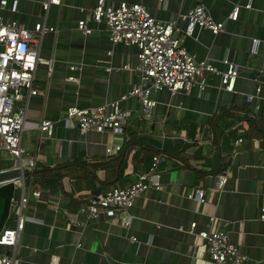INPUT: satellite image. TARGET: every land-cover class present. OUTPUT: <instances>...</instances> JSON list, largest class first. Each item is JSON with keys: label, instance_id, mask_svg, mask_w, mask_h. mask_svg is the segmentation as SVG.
<instances>
[{"label": "crops", "instance_id": "obj_1", "mask_svg": "<svg viewBox=\"0 0 264 264\" xmlns=\"http://www.w3.org/2000/svg\"><path fill=\"white\" fill-rule=\"evenodd\" d=\"M10 1L0 6L4 21L29 30L41 23L53 30L37 44L38 56L51 60L50 69L46 63L36 66L38 93L15 104L26 106L21 145L37 156L26 189H39L41 197L28 202L15 249L1 246L0 254L14 253L15 264H207L208 246L197 233L219 229L248 255L246 264H262L264 0H104L106 5L141 3L154 18L174 22L178 31L185 28L182 15L202 4L223 21L224 30L197 29L184 38L185 48L218 69L225 68L226 58L239 64L233 91L206 74L202 91L152 92L157 104L147 115L137 97L122 100L121 107L130 110L122 134L81 133L74 121L65 126L62 116L68 106H97L126 94L140 79L134 70L137 47L112 44L106 25L90 19L97 0H60L47 9L42 4L48 0H18L15 12ZM248 1L251 7H243ZM237 4V20H229ZM82 19L91 28L88 34L77 28ZM43 118L54 121L51 138L39 134ZM118 144L121 149L113 151ZM154 155L160 156L159 187L135 200L127 228L120 216L90 220L79 211L90 195L131 185ZM11 165V157L0 153V171ZM223 172L226 182L217 188ZM194 189L204 190L202 201L190 196ZM9 214L3 228L15 224L16 213Z\"/></svg>", "mask_w": 264, "mask_h": 264}, {"label": "built area", "instance_id": "obj_2", "mask_svg": "<svg viewBox=\"0 0 264 264\" xmlns=\"http://www.w3.org/2000/svg\"><path fill=\"white\" fill-rule=\"evenodd\" d=\"M59 2L60 0H48L42 4L43 9ZM17 3L18 0L10 1L9 8L12 12L16 11ZM7 4L8 0H0V6L5 7ZM243 7L250 8L249 1ZM240 8L239 4L233 6L227 18L237 20ZM182 18L186 22L185 28L178 31L174 22L154 18L141 3L120 2L106 5L104 0H97L90 11V19L106 25L112 44L124 43L137 47L138 63L134 70L139 73L140 79L118 99L97 106H68L62 116L64 125L69 126L74 121L81 133L94 131L122 134L130 116V110L121 107L122 100L137 97L142 114L147 115L157 104L151 97L152 92L166 89L174 94L180 91L189 92L195 87L202 91L207 85L206 74L218 76L224 89L233 91L239 75V64L226 58L223 60L225 68L218 69L208 61L196 60L183 44L184 38L192 36L197 29H206L213 34L222 32L223 21L214 19L202 4H196ZM77 28L85 34L91 32L86 19L79 20ZM52 30V27L41 23L35 24L33 30H29L17 21H4L0 16V153H5L12 159L10 168L3 171L18 173L0 181V184H13L16 190L10 198V211L16 213L15 224L13 227L0 229V247L8 246L13 250L24 227L28 202L41 197L39 189H26V177L31 183L37 167V156L29 155L21 145L26 106L15 108V104L38 93L33 85L36 66L38 63H46L50 69L51 60L38 56L37 44L45 32ZM69 68L75 70L76 67ZM124 68L130 69L128 65ZM106 70H111V67L108 66ZM68 79L77 81L73 75ZM252 97L248 95V100ZM53 128L54 121L41 119L38 126L40 136L51 138ZM120 149L119 144L113 147V151ZM159 160L160 156L154 155L148 170L138 175L131 185L111 187L104 193L90 195L87 202L79 207V211L85 213L90 220H97L100 216L106 219L120 216L127 228L131 222L128 211L135 200L144 190L159 187ZM225 182L226 174L223 172L218 175L216 187L222 188ZM20 187L22 192L19 194L17 189ZM190 196L202 201L204 190L194 189ZM260 218L264 219V207L261 208ZM194 227L195 223H192L191 231ZM197 235L207 243V264H246L249 261L248 255L229 240L224 230L200 231ZM132 240L135 241L136 238L132 237ZM13 254H0V264H15ZM54 261L53 259V263Z\"/></svg>", "mask_w": 264, "mask_h": 264}, {"label": "trees", "instance_id": "obj_3", "mask_svg": "<svg viewBox=\"0 0 264 264\" xmlns=\"http://www.w3.org/2000/svg\"><path fill=\"white\" fill-rule=\"evenodd\" d=\"M157 152H159V150L156 151V153ZM41 176L43 178L42 180H44L45 176L40 175L39 177ZM45 182H49V180H46ZM15 191L14 185L11 183L0 184V229H2L9 220L10 198Z\"/></svg>", "mask_w": 264, "mask_h": 264}, {"label": "water", "instance_id": "obj_4", "mask_svg": "<svg viewBox=\"0 0 264 264\" xmlns=\"http://www.w3.org/2000/svg\"><path fill=\"white\" fill-rule=\"evenodd\" d=\"M18 175L17 172H13V171H2L0 172V181L8 179L10 177L16 176Z\"/></svg>", "mask_w": 264, "mask_h": 264}]
</instances>
